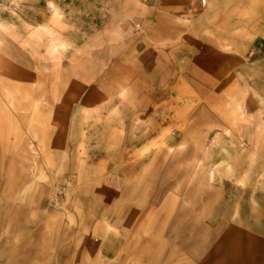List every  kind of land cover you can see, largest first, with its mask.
I'll return each mask as SVG.
<instances>
[{"label": "rangeland", "instance_id": "374dc122", "mask_svg": "<svg viewBox=\"0 0 264 264\" xmlns=\"http://www.w3.org/2000/svg\"><path fill=\"white\" fill-rule=\"evenodd\" d=\"M48 2L0 0L1 30L6 18L26 22L28 5L41 12ZM49 4L66 9L49 14L50 29H28L7 47L34 58L35 70L0 67V84L24 86L3 99L42 100L38 86L60 81L70 96L82 79L106 102L98 114H76L86 145L94 143L93 117L129 118L133 138L154 135L111 158L110 235L121 234L125 247L110 264H264V0ZM117 58L127 71L110 98ZM60 62L67 75L58 78Z\"/></svg>", "mask_w": 264, "mask_h": 264}, {"label": "crops", "instance_id": "0c3cea01", "mask_svg": "<svg viewBox=\"0 0 264 264\" xmlns=\"http://www.w3.org/2000/svg\"><path fill=\"white\" fill-rule=\"evenodd\" d=\"M49 2L41 12L28 5L26 22L6 18L4 30L1 18L0 67L10 64L34 72V58L7 47L19 44L28 29L31 34L50 29L51 14L59 16L66 9ZM119 60L110 61V98L127 71ZM59 66L53 76L65 77L63 62ZM116 68L121 71L115 73ZM2 71L0 68V78ZM41 71L51 77L52 70ZM74 71L83 77L81 67ZM122 86L125 91L127 87ZM20 87L24 86L0 84V264H110V258L125 247L121 234L110 235V192L115 189L110 172L118 166L110 161L114 154L123 155L128 141L151 140L148 136L153 134H134L133 138L125 132L127 126L131 129V119L114 122L93 117L88 124L96 130L89 132L94 143L86 145L83 118L76 114L84 110L98 114L106 104L100 101L103 91H87L81 79L69 92L73 99H67L70 96L61 81L38 86L42 100H20L18 95L3 99V91L18 93ZM114 103L110 99V110ZM98 126L105 130L97 131ZM62 188L65 195L57 199ZM52 200H60L59 207H54Z\"/></svg>", "mask_w": 264, "mask_h": 264}, {"label": "built area", "instance_id": "2783aa9c", "mask_svg": "<svg viewBox=\"0 0 264 264\" xmlns=\"http://www.w3.org/2000/svg\"><path fill=\"white\" fill-rule=\"evenodd\" d=\"M200 1V4L202 7H206L207 4H208V0H199ZM65 191V188H62L59 192H58V196L63 194ZM56 201V200H55Z\"/></svg>", "mask_w": 264, "mask_h": 264}]
</instances>
